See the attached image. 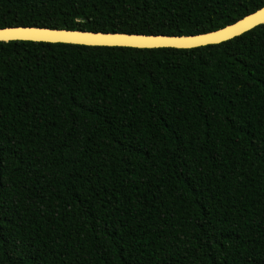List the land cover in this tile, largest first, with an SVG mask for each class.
<instances>
[{
	"label": "trees",
	"instance_id": "16d2710c",
	"mask_svg": "<svg viewBox=\"0 0 264 264\" xmlns=\"http://www.w3.org/2000/svg\"><path fill=\"white\" fill-rule=\"evenodd\" d=\"M264 0H0V27L192 34ZM0 264H264V22L190 48L0 41Z\"/></svg>",
	"mask_w": 264,
	"mask_h": 264
},
{
	"label": "water",
	"instance_id": "95a60500",
	"mask_svg": "<svg viewBox=\"0 0 264 264\" xmlns=\"http://www.w3.org/2000/svg\"><path fill=\"white\" fill-rule=\"evenodd\" d=\"M264 22V5L222 27L192 34H146L119 31L53 28L34 25L0 27V41L33 40L87 45L190 48L237 36Z\"/></svg>",
	"mask_w": 264,
	"mask_h": 264
}]
</instances>
